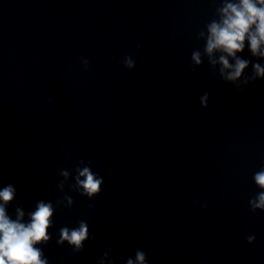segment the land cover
<instances>
[{"label":"clouds","instance_id":"9594fccd","mask_svg":"<svg viewBox=\"0 0 264 264\" xmlns=\"http://www.w3.org/2000/svg\"><path fill=\"white\" fill-rule=\"evenodd\" d=\"M214 6V18L204 25L197 33V39L204 41L202 49L191 53L192 68L202 66L205 61L209 65L211 75L235 86L243 94L250 85L258 80H264V0H210ZM247 49L253 60L242 57ZM86 71L89 66L87 57L79 58ZM125 68H135L131 56L123 60ZM251 66L250 74L247 70ZM203 108L208 107L209 94L205 92L199 97ZM73 172L75 173L73 175ZM62 179L56 187L64 192L69 190L82 197L93 200L97 197L104 184V177L94 172L91 162L83 160L70 171L61 169ZM252 179L258 191L248 201L249 210L253 213L264 212V166L256 171ZM17 197V188L9 183L0 188V264H49L44 246L52 239L50 229L55 227L54 215L57 208H71L74 200L65 194L55 203L40 199L34 210L16 205L14 218L8 212ZM207 207V203L201 205ZM91 207V206H90ZM77 226H62L58 230L57 246L67 244L74 254L84 251L85 243L95 239L85 220L76 222ZM255 235L246 237L247 243L255 242ZM109 247L100 257H93L96 264H114ZM123 259V258H121ZM125 264H148L147 253L137 248L133 257H128Z\"/></svg>","mask_w":264,"mask_h":264}]
</instances>
